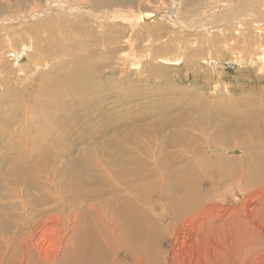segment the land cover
Here are the masks:
<instances>
[{
	"label": "bare ground",
	"instance_id": "6f19581e",
	"mask_svg": "<svg viewBox=\"0 0 264 264\" xmlns=\"http://www.w3.org/2000/svg\"><path fill=\"white\" fill-rule=\"evenodd\" d=\"M12 1L15 5V0L0 1V9L5 11L7 8L13 11L15 6L11 8ZM56 1L46 7L36 5L29 11H23L12 17L9 15L0 17V24L6 26L21 21L27 22L29 19H38L31 23L33 30L30 26L28 27L32 38L28 37L27 41H23L19 49L11 47L9 42L12 38L6 34L11 56L14 60L17 59L18 63L24 55H29L28 59L31 56L40 57L39 53L43 52L41 44L47 50L51 49L47 42L53 45L56 41L52 39L49 41L48 37L41 39L38 33L45 32L47 36H50L51 28L45 23L47 19L56 20L69 15L89 17L98 23L130 17L131 25L135 27L137 23H154L163 19L172 28L177 27L188 31L204 29L211 31L213 28L228 31L224 30V28L227 29L224 25L234 24L237 33L238 27H243L264 35V21L248 23L250 17L256 16L254 10L263 6L258 0H212L213 3L207 6L205 16L201 18L199 15L201 19L197 23L194 22L195 16L193 19L189 16L193 13L188 7L193 4L191 0H188V4L187 0H171V8H165L156 13L136 10V14L131 10L132 6L124 8L127 1L132 3L135 0H98V2L95 1L94 8L82 7L79 5L84 4L81 0ZM138 1L141 0H137V3ZM101 2L109 7L108 12L98 13L96 9ZM208 2L211 1L208 0ZM228 16H231L233 21L230 20L227 23L223 21L222 24L210 26L211 22L222 21ZM237 16L239 19L236 18ZM73 26L75 25H71L70 28ZM38 29L42 31L37 33ZM65 34L60 35L69 40L68 35ZM221 35L223 45L225 44L223 48L229 49L228 41L232 37H228L227 40L222 32ZM38 38H40L39 42L34 44V40ZM131 39L127 37L130 48L133 42ZM187 44H189L188 41ZM208 44H210L209 41ZM212 46L210 49L213 48ZM82 51L85 53L86 49ZM130 52L126 50L120 53L122 54L119 57L120 64L125 68L139 67L142 57L135 61ZM54 55L58 56L52 59L60 60V62L52 69L50 65L53 63L49 64L48 60L43 58L41 62L32 63L34 68L27 66L29 77L50 67L47 74L35 82L38 97L34 104L28 106L22 103L23 99H28L32 95L31 89L30 92L28 87L27 90L23 88V91L29 93L21 92L18 97H14L12 108L13 105L15 108L8 109L10 111L2 117L0 137L3 135L6 140L4 149L9 151L8 156L12 157L14 169L22 178L28 180L32 178V170L42 169L46 165L49 160L48 155L51 157L50 154L57 155L59 152L76 150L89 152L87 155L97 151L103 158L115 154L114 157L117 156V158L112 166L113 168L117 166L114 168V173L118 178L126 176L128 180L134 181L149 175V180L146 181L148 192L159 182L161 184L163 180L168 181L166 188L156 191L157 196L162 195L165 199H149L151 195L145 193L146 185L134 186L132 183V186H128L126 196L115 194L114 198L108 199L107 202L103 201L105 205L109 204L108 221L102 215L101 209L93 202L94 199L90 203L84 202L85 208L95 210L102 219L99 217L93 225L87 223L85 226H81L85 222L80 221V226L77 225L73 230L72 246L66 250L60 260H57L52 253H42L40 249L31 250L21 236L17 243L21 247V253L10 250V259L0 261V264H264V184H262L264 183V103L260 104L250 94L245 96L242 94V98L238 101L224 98L217 105L213 100L214 97H204L202 93L190 95L184 91L182 104L179 106H176L178 103L173 100V98L178 100L179 96H171V100L176 102L175 107H171V112L174 111V113H167L172 105L170 101L171 105L168 106L167 112L166 107L163 106L157 111L158 115L162 114L160 119L153 121V117L152 122L151 119L150 123L147 121L148 125L152 124V127H147L145 122L143 125L130 126L131 120L134 117L139 119L140 116L139 112H136L135 116L126 114L124 108L129 101L124 94L126 91L120 88L123 85L112 86L110 81L112 78L102 82V89L112 88L108 97L109 99L114 97L115 109L111 108L108 102L107 104L110 105L104 106L103 101L102 106L94 107L92 103L95 105V101L99 99L96 93L98 86L92 83L90 76L92 69L86 64L87 55H71L69 51H64L62 54L54 52ZM59 56L71 57L70 63L62 62ZM163 57H158L159 61L176 63L182 59L180 55L176 59ZM241 62L244 61L241 60ZM248 63L258 64L259 72L263 73L264 52L250 57ZM21 106H24L27 112H24ZM20 111L24 114L21 115ZM190 111L199 114L191 118ZM157 112H150L149 115L156 116ZM114 113L118 116L112 118ZM206 113L222 116V120H226L224 128L220 130L219 122L212 131L208 132L205 127L204 131L195 133V130L202 128ZM103 119L105 123L100 124L99 120ZM73 136L81 139L75 140ZM155 136H159L160 139L157 141L155 138L157 142L154 150H158L157 153L160 154L157 162H154L155 157V159L148 156L142 157L139 151L144 150L146 142H150ZM71 137L74 139L72 140ZM92 141L95 143L92 144ZM0 148L3 147L0 145ZM164 151L169 153L164 154ZM232 152H239V155L230 157ZM135 153L142 159L136 157ZM189 153L192 156H189ZM175 154L177 156L176 158L173 156V160L168 157ZM87 155L70 156L67 165L78 172L79 165L85 168ZM200 165L208 168L212 180L220 176V178L223 177L221 179L223 183L232 180L238 188L242 184L247 186L254 183L256 186L260 184L254 188L257 193H249L245 189L240 192V196H244V199L240 200L242 204L251 201L248 208L244 209V215L235 207L223 205L230 199H216L215 196L211 197L215 199H194L197 198V191L192 187H195L194 181L197 182L199 178L187 180L186 175L196 171V167ZM158 168L164 170L162 178L157 175ZM206 179L203 178L205 181ZM69 200L72 204V201L76 202L80 199ZM68 211L73 214L74 207L68 206ZM78 212L81 210L79 209Z\"/></svg>",
	"mask_w": 264,
	"mask_h": 264
},
{
	"label": "rangeland",
	"instance_id": "374dc122",
	"mask_svg": "<svg viewBox=\"0 0 264 264\" xmlns=\"http://www.w3.org/2000/svg\"><path fill=\"white\" fill-rule=\"evenodd\" d=\"M0 1L5 2L6 0ZM95 1L98 2V0H81L84 4L79 5L85 8L89 6L94 8L96 4ZM170 1L171 0H141L138 1V3L137 0L132 1V3L127 1L124 8L132 6L131 10L135 11L134 14L137 13L136 10L156 13L159 10L171 8L172 1ZM191 1L190 4L192 5H188V7L189 10L192 9L191 11H193V13H191L192 16L190 14L189 16L192 17V19L194 18L193 16H195L194 22L197 23L205 16L206 9H208L207 6L213 3V1ZM258 1L261 2L263 6H259L258 9L254 10L257 17L255 15L252 16V18L250 17L248 20L249 24L257 21H264V9L262 8L264 7V0ZM38 2L40 3L38 4ZM54 2L57 1L15 0V5H13V1L10 4L11 8L15 6L14 10L10 11V9L5 8V11H2L0 9V17L8 15L12 17L23 11H29L36 5L46 7ZM186 3L188 4V0ZM98 5L99 3L96 5V8ZM108 9L109 7L101 2L96 10L98 13L102 14L108 12ZM199 15H201V18H199ZM129 18L130 17L112 21L108 20L103 23H98L89 17H76L74 15L57 18L56 20H54V18L47 19L45 23L51 28L50 36H47L45 32H41L42 30L39 31V29L37 33L41 32L38 33L41 39L48 37L49 41L52 39L56 42H54L53 45L47 42V45L51 48L48 50L41 44L43 46V52L39 53L41 58L31 56V58L28 59L29 55H24L19 63L17 59L16 61L11 56L6 34L12 38L9 42L11 47L19 49L18 47L23 41H27L28 37L32 38V34L28 30V27L30 26V29L33 30L34 27L31 23L38 21V19H29L27 22L21 21L11 23L8 26L0 24V66L2 65L0 71L3 70L0 73V124L2 117L10 111H8V109L15 108V105H13L12 108L13 98L16 96L18 97L21 92H25L23 88L26 90L27 87L29 90L31 89L32 95L29 96L28 99H23L22 103H26L28 106L34 104V101L38 97L35 82L41 79V77H44V74H47V70L50 67L52 69L59 64L58 62H60V60L55 61L52 59V57L58 56L54 55V52H60V54H62L64 51H69L71 55H87L86 64L92 69L90 76L92 78V83L98 86V91H96V93L99 96V99L95 101V105L92 103V106H102L101 102L103 101L104 106H106L108 102L111 104V108L115 109L114 97L110 99L108 97V93H110L109 91H111L112 88L106 87L102 89V82L112 78V80H110L112 81V86L117 87L123 85V87L120 88L126 91L124 94L127 101H129L127 107L124 108L126 114H134L133 116H135L139 112V119H144L146 117L144 120H139L134 117V119L131 120L130 126L143 125L145 122L147 127H152V124L148 125V122L150 119L152 122L153 117V121L160 119L162 114L160 115L159 113L158 115L157 111L160 110L162 106L166 107L165 110L167 112L168 106L172 104L167 113H174V111L171 112V107H175L176 102L174 101L178 103L176 106L182 104L184 91L190 95L202 93L204 97H214L213 100L216 101L215 104L217 105H219L224 98L238 101L242 96L248 94L254 96L260 104L264 103V72H259L260 66L258 64L250 65L248 63L250 57L264 52L263 34L249 31L247 28L243 29V27H238L239 32L237 33L234 24H223L227 27V29L224 28V30H228L229 32L220 31L219 29L216 30L215 28L211 31L207 29L188 31L177 27L172 28L167 24L168 22L163 19L162 21L154 23H137L135 27L131 25L132 20L130 21ZM236 18H238V16ZM230 20L233 21L231 16L227 18L224 17L222 21H217L216 23L211 22L212 24L210 26L222 24L223 21L227 23V21ZM71 25L75 26L70 28ZM131 27H133V29ZM221 32L226 39L232 37L231 40L228 41L229 49L223 48L225 44L223 45ZM63 33L68 35L67 38H69V40L60 35H63ZM130 35L131 37H129ZM127 37L128 39L132 38L131 42H133L131 43V48L127 43ZM40 38L35 39L34 44H37ZM187 41L189 44H187ZM208 41L210 44H208ZM193 43L196 45H191ZM206 46L208 48H206ZM211 46L213 47L212 49H210ZM84 49H86L85 53L82 51ZM196 49L198 51H196ZM126 50L131 51L130 53L135 61L137 58L142 57V62L141 65L139 64V67L134 68L132 66V68L130 66L128 69L120 64L119 57L122 55L120 53ZM145 54L147 56H145ZM179 55L182 56V59L180 62L176 63L174 61H159L158 59V57L162 58L163 56V58L176 59ZM42 58L48 60L47 62L49 64H53L50 65V67H46L44 70L38 71L32 77H29L30 73L27 71V66L30 65L33 67L32 63L41 62ZM58 58L67 64L71 61V57L69 56L66 58L59 56ZM208 58L209 63H207ZM241 60L244 62H241ZM49 76L50 74L48 77ZM23 85H25V87ZM215 88L216 90L214 91ZM214 92H216V94ZM172 95L179 96L178 100L173 98L174 101H172ZM132 96L134 97L132 98ZM24 98L26 97L24 96ZM132 100L135 101L132 102ZM169 102L171 104H169ZM129 103L132 104L130 105ZM134 103L135 105H133ZM163 104H165V106ZM23 107L21 106L20 108L25 112L26 110ZM123 112L125 113V111ZM144 112L146 114H143ZM150 112H157L159 118L157 115H149ZM20 113L21 115L24 114L21 111ZM190 114L191 118H193L199 113L190 111ZM116 116H118V114L114 113L112 118ZM205 116L202 122V128L195 130V133H200V130L204 131L205 127L208 129V132L212 131L219 122L220 130L224 128L226 120H222V116L208 113H206ZM99 122L100 124L102 122L105 123L104 119L102 121L99 120ZM0 138V145L3 147L0 148V261L10 259V250L21 253V247L17 244L21 236L24 237L23 242H25L31 250L38 251L40 249L42 253H52L57 260H60L64 253H66V250L72 246L73 241L71 237L73 230L76 229L77 225L80 226V221L85 222V224H81V226H85L87 223L93 225L99 220L100 216L97 212L85 208V206H83L84 202L90 203L92 199H94L93 202L101 209L102 215L105 220L108 221L109 204L105 205L103 201L105 200L107 202L108 199L114 198L115 194L126 196L129 190L128 186H132V183L134 186H143L146 185V181L149 180V175L143 179L134 181L128 180L129 178L126 176L118 178L114 173V168L117 166L114 168L112 166L117 158V156L114 157L115 154L107 155L106 158H103L97 151H92L91 155H87L89 152L79 150L63 151L59 152L57 155L50 154L51 157L48 155L47 158L49 160L46 165L42 169H37L36 171L32 170V178L26 180L14 169L12 157L8 156L9 151L4 149L6 142L4 136L1 135ZM74 138L75 140L81 139L79 137ZM74 138H72V140ZM155 138H157V141L160 140L159 136L153 137L150 142H146L145 149L139 151L142 157L148 156L153 159L156 158L154 162H157L160 154L157 153L158 150H154V146H156L157 142ZM94 143L95 141H92V144ZM149 143L151 144L150 146ZM147 148L148 151H146ZM150 150L156 153H152ZM171 150H173V148ZM165 152L167 151H164V154ZM167 153L165 155L166 157ZM76 155H87L85 168L79 165V169H77L79 173L67 165L69 157ZM135 155L142 159L137 153H135ZM188 155L192 156L190 153ZM237 155H239V152H232L229 156L235 157ZM173 156L176 158L177 155H170L168 157L172 159ZM66 168L67 171H65ZM196 168V171L186 175L187 180L199 178L197 182L194 181L195 187H192L197 191V198L194 199H215V197L216 199H230V201L225 202L223 205L235 207L238 211L240 210L239 212H241V214H245L244 209L248 208L251 201L242 204L240 200L244 199V196H240V192L242 189H245V191L249 193L256 192L257 190L254 188L258 187L260 184H257V186L255 183L249 186L242 184L238 188L232 180L223 183L221 181L223 177L220 178V176L214 177L212 180L211 172H209L208 168L204 165H200ZM158 170L159 173H157V175L162 178L164 170L160 168H158ZM203 178H207L206 181L203 180ZM150 184L152 186V182ZM165 185L167 187L168 181L163 180L161 184L159 182V184L149 189L150 193L146 185L145 193L151 195L149 199H165L162 195H156L157 190L166 188ZM218 195L221 196L218 197ZM213 196L215 197L211 198ZM69 199L80 200L76 201L77 203L72 201V204H70L71 200ZM68 206L70 208L74 207L75 211L73 214L68 211ZM79 209L81 212H78ZM100 221L104 224L102 220Z\"/></svg>",
	"mask_w": 264,
	"mask_h": 264
}]
</instances>
